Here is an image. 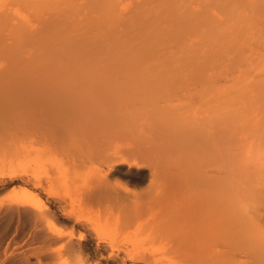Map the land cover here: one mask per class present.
Instances as JSON below:
<instances>
[{"label":"bare ground","instance_id":"obj_1","mask_svg":"<svg viewBox=\"0 0 264 264\" xmlns=\"http://www.w3.org/2000/svg\"><path fill=\"white\" fill-rule=\"evenodd\" d=\"M50 1L16 0L40 25L7 27L32 60L0 44L17 53L0 56V264H264V75L234 91L211 73L230 48L242 56L264 0H163L131 40L84 29L115 67L75 54L67 32L47 41L61 21Z\"/></svg>","mask_w":264,"mask_h":264},{"label":"rangeland","instance_id":"obj_2","mask_svg":"<svg viewBox=\"0 0 264 264\" xmlns=\"http://www.w3.org/2000/svg\"><path fill=\"white\" fill-rule=\"evenodd\" d=\"M16 1V0H15ZM15 1L14 0H0V35L1 34H3L2 35V38L0 37V44H2V45H4V47L5 48H8V49H10V51H12V50H14L15 49V47H16V49L14 50V51H19L18 50V46H17V44L16 43H18V42H16V41H19L18 40V38L17 37H14V36H10V34L8 33V31H7V27L8 26H12V27H8V28H14V27H17V26H19L18 24H22V23H25V22H29V23H31V27H30V29L28 30L29 32H31L32 33V31H31V29H32V25L34 26V25H40L39 23V21H38V23L37 22H35L34 20H36V18H37V20H38V13H37V11H38V9L36 10L35 9V7H37V6H35L34 4L33 5H29V8L27 7V6H25L26 7V9H22L24 6L23 5H21V4H19L18 2L17 3H15ZM34 1V0H33ZM37 1V0H36ZM44 1H47V0H44ZM198 1H200V0H179L178 1V7H188L192 12H194L193 11V7L195 6V4L198 2ZM207 2H205V3H203L201 6L202 7H200V9H199V11L198 12H202L203 10H205V9H207V10H210V9H212L213 7H216V3H217V0H206ZM51 3H49L48 5L49 6H52V5H56V7L59 9V11L58 12H60V13H58L57 11L56 12H54L53 11V13H56V15H58L57 17L60 19V17H61V21H60V24L59 25H61V28L59 27V25H57L55 28H56V31L54 32L53 31V29L51 30V33L49 34V32L47 33V35H45L46 36V38H47V41L48 42H50V40L53 42V44H55V45H59L60 43H57V42H59L56 38H59V40L61 39V37L60 36H58L60 33L63 35V34H66L65 32H67V34H69V36H71L69 39L70 40H72V44H71V47H73L72 49H73V52L75 53V54H77V51L78 50H85L86 51V49L89 51V55L92 57V59L94 60V61H96V62H94V63H98V65H102V66H107V67H115L116 65H118L117 64V62L115 61V59H106V57H107V55L105 54V53H103L104 52V50H106L107 51V49L106 48H104V47H102L101 49L99 48V47H97V45H98V43L97 44H95V45H93V44H91V45H89L88 47L87 46H85L84 47V39L85 38H82V39H80V38H78V36L82 33V31H84V29H85V31H86V33H88L89 32V34H90V32H91V35H89V36H91L92 38H96V37H99V35L98 34H100V36L102 35V32H103V34L105 33V37H109V35L111 34H113L114 33V28H113V25L115 24V25H118V28H117V26H116V30H119V31H121V32H119L118 34H117V36H114V38L115 37H119L120 39H125V40H131L132 38V36H130V38L128 37L129 35V30L128 29H130L131 28V26H132V21H134V20H140V16H143V17H145V18H143L142 20H149L148 18H150V21L151 20H156V21H158V19L160 18L159 17V15H161L162 16V13L164 12V10H163V8H161L160 6H163V0H114V5H113V7L112 8H110V10L108 11V12H106V11H104L102 8H101V6L100 5H93V3H92V0H51L50 1ZM68 2H72L74 5H75V7H76V10H74V11H71V10H68L67 8H66V5H67V3ZM141 3H142V5H141ZM45 4H47V3H45ZM16 5V6H15ZM22 8H21V7ZM30 6H33V9H32V7H30ZM59 6V7H58ZM78 6V7H77ZM91 6V7H90ZM95 8H94V7ZM24 7V8H25ZM63 7V8H62ZM93 7V8H92ZM156 7H158V8H156ZM29 10H28V9ZM203 8V9H202ZM144 9V10H143ZM156 9V10H155ZM161 10H163V11H161ZM36 11V13H34ZM157 11H159L158 12V14L159 15H157V16H155L156 15V13H157ZM161 11V12H160ZM70 12V13H69ZM77 12V13H76ZM138 12H140V15H138L137 13ZM197 12V13H198ZM13 13V14H12ZM64 13V14H63ZM161 13V14H160ZM2 14H4V15H2ZM7 14H9V15H7ZM12 14V15H11ZM33 14H34V16H33ZM36 14V15H35ZM3 16V19H2V16ZM148 16V18H147V16ZM155 17H154V16ZM7 17V19L9 20V18L11 17V21H9V22H11L9 25H6L5 24V26H4V23L5 22H8V20L5 18V17ZM10 16V17H9ZM36 16V17H35ZM9 17V18H8ZM12 17H14V18H12ZM136 17V18H135ZM152 17V18H151ZM4 18L7 20H4ZM156 18V19H155ZM112 19H115L116 20V22L117 23H113L112 22ZM255 19V18H254ZM3 20H4V22H3ZM147 20H146V22H147ZM63 21V22H62ZM143 21V22H144ZM150 21H148L147 23H143V25H145V26H149V25H151V23H150ZM154 21H152V22H154ZM1 22H3V24L1 23ZM61 22L63 23V24H61ZM87 23H91V24H87ZM264 22H262V24H263ZM8 24V23H7ZM15 25L14 27H13V25ZM156 24V22H154L152 25H155ZM261 24V23H260ZM259 25V30L256 32V33H254V34H250L249 35V37H247L248 38V40H247V42H246V44L245 45H243V46H240L241 48H242V51H243V49H244V51H243V54H242V56L240 57V58H237L238 56H236V58H237V60L235 59V55H237V54H235V53H237L238 51H237V49H236V52H235V49L234 48H237L235 45V47L234 48H230V53H232V51H233V53L231 54V57L232 58H229L230 56H228V54H230L228 51L226 52V53H224V55H226V56H224V55H220V57L218 58V59H215V63H213V64H215V65H213L214 66V69H213V71L211 70V73H216V74H214L215 75V79H217V78H219V77H222L223 79H225L228 75H229V79H226V81L225 82H229L228 84H230V83H232V84H230V85H227L228 87H230L231 88V86L232 85H234L235 84V87H236V85H237V87L236 88H234V86H232V90L234 89V91H236V90H238L237 88L238 87H242L243 86V84H245V88L246 89H244V87L241 89V90H247V88H249L248 87V85H250V87L251 86H258V85H260V84H262L261 86H263V80H262V78H263V76L262 75H264V24L263 25ZM23 25V24H22ZM73 25V26H72ZM93 26V28H90V27H92ZM95 25L97 26V28H95ZM110 25V26H109ZM2 26H4L5 27V31H4V29H3V27ZM71 26V27H70ZM58 27V28H57ZM88 29H87V28ZM3 30H2V29ZM64 28L66 29V31L64 30ZM76 28H78V30L76 29ZM90 28V29H89ZM113 28V29H112ZM57 29H58V33H57ZM73 29V30H72ZM112 31H111V30ZM1 30H2V33H1ZM55 30V29H54ZM64 30V31H63ZM94 30H96V31H94ZM127 30V31H126ZM7 31V32H6ZM71 31H73V33H71ZM94 31V32H93ZM99 31V32H98ZM107 31H111V32H106ZM126 31V32H125ZM4 32L6 33V35L4 34ZM64 32V33H63ZM125 32V33H124ZM127 32H129L128 34H127ZM31 33L29 34L28 32L26 33L27 34V36L29 35H31ZM83 33H85V32H83ZM108 33H110V34H108ZM124 33V35H122V38L120 37L121 36V34H123ZM52 34H54V35H52ZM60 34V35H61ZM73 34V35H72ZM108 34V35H107ZM8 35V36H7ZM61 35V36H62ZM93 35V36H92ZM107 35V36H106ZM55 36V37H54ZM65 36V35H64ZM73 36V37H72ZM95 36V37H94ZM6 37V39L8 40V41H5L3 38H5ZM53 37H54V39H53ZM63 37V36H62ZM90 37V38H91ZM13 38V39H12ZM87 38V37H86ZM89 38V37H88ZM129 38V39H128ZM3 39V40H2ZM12 41H11V40ZM68 39V40H69ZM78 39H80V40H78ZM54 40V41H53ZM70 40L69 41H67V42H70ZM134 40V39H133ZM3 41H5V42H3ZM13 41H14V43L16 44H13L14 45V47L12 46V43H13ZM55 42V43H54ZM78 43V44H77ZM9 45V46H8ZM157 46V44L155 45V47ZM163 46H165L164 44H162V43H160L159 44V48H155V50L156 49H158V50H160V47L162 48ZM2 47V49H3V46H0V48ZM13 49H12V48ZM82 48V49H81ZM2 49H0V52L2 51ZM25 49V50H24ZM31 49V50H30ZM24 50V51H23ZM23 50L21 49L20 51H19V53L17 54V53H14V54H17V57H15L14 56V54H12L14 51H12V55L14 56L13 58L11 57L12 55H10V59L12 58V60L14 59V58H17V59H21L20 57L22 56V59H26V60H32L33 59V57H34V55H36V49H35V47H33V45H29V46H27V48H23ZM116 50V49H115ZM114 50V52L115 53H117V51H115ZM226 50V49H225ZM228 50V49H227ZM16 51V52H17ZM21 52V53H20ZM224 52V51H223ZM246 52V53H245ZM2 54L0 55V56H3L4 55V53H3V51L1 52ZM91 53V54H90ZM103 53V54H102ZM21 56H20V55ZM245 54V55H244ZM102 55H106V56H102ZM244 55V56H243ZM73 56V55H72ZM101 56V57H100ZM228 56V57H227ZM4 57H5V55H4ZM105 58V60H104V58ZM3 57H0V66L2 65V63L3 62H5V61H7V60H10L9 58H8V56H6L5 58L7 59H5V58H3ZM73 58H75V57H73ZM228 58V59H227ZM2 59V60H1ZM5 59V60H4ZM232 59V60H231ZM239 59H241V60H239ZM73 60V59H72ZM231 60V61H230ZM234 60H236L235 62H237L238 60V63L236 64V65H233V63H234ZM225 61H226V63H225ZM229 61V62H228ZM113 62V63H112ZM220 64H223V65H220ZM239 65H241V66H239ZM215 66H216V68H215ZM219 66V67H218ZM233 66V67H232ZM246 67V68H245ZM238 68H240L241 70H244V72H242L243 73V76L242 77H240V78H238L239 77V75L238 76H236L237 74H239V72L237 71L238 70ZM227 69H229V70H227ZM230 69H232V71L230 70ZM235 69V70H234ZM247 70V71H246ZM215 71V72H214ZM218 71V72H217ZM220 71V72H219ZM228 71H230V72H228ZM236 71V72H235ZM226 73V72H228V73H226L227 75H225L224 73ZM234 73V75H233V77H231V75ZM245 72H246V74H245ZM222 73H223V75H222ZM249 74V75H248ZM251 74V75H250ZM221 75V76H220ZM248 76H249V78H248ZM251 76V77H250ZM225 77V78H224ZM244 77H245V80H243L244 79ZM256 77V78H255ZM231 78V79H230ZM248 78V79H247ZM253 78H255V80H253ZM229 80V81H228ZM241 80V81H240ZM243 80V81H242ZM251 80H253V81H251ZM248 81L250 82V83H248ZM258 82L257 84L255 83V82ZM222 83V84H227V83ZM235 82V83H234ZM261 82V83H260ZM241 83V84H240ZM247 83H248V85H247ZM253 83V84H252ZM239 84V85H238ZM252 84V85H251ZM247 85V86H246ZM229 88V90L231 91V89ZM236 89V90H235ZM240 90V91H241ZM234 91H232V92H234ZM52 160H51V163H49L48 162V166H47V168H54L53 167V165H54V160H53V158H51ZM56 168V167H55ZM139 183V182H138ZM144 184H141V183H139L138 184V186H143Z\"/></svg>","mask_w":264,"mask_h":264}]
</instances>
